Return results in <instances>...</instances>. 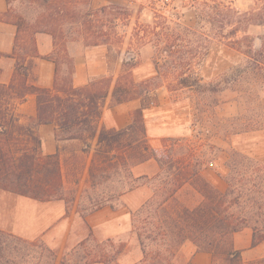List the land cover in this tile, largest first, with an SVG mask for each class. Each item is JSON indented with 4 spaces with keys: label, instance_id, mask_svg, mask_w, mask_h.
Here are the masks:
<instances>
[{
    "label": "trees",
    "instance_id": "16d2710c",
    "mask_svg": "<svg viewBox=\"0 0 264 264\" xmlns=\"http://www.w3.org/2000/svg\"><path fill=\"white\" fill-rule=\"evenodd\" d=\"M23 1L35 15H13L12 0H7V11L0 13V21L17 28L13 53H0V57L16 62L11 81L0 83V192L41 202L63 200L68 206L61 158L58 153L43 154L36 133L40 125H55L57 137L82 141L84 153L96 141L89 168L93 188L96 169L101 176L114 164L125 171L128 189L81 206L78 212L85 222L104 207L123 206L122 196L129 192L144 186L151 190L150 198L132 213L133 231L143 252L137 264H178V254L187 243H192L197 252L223 256L226 263L243 264L242 252L233 247L235 233L248 228L253 246L264 243V161L233 149L225 164L228 187L219 192L204 178L205 154L191 139L163 138L157 148L150 144L144 111L158 106L156 93L162 87L171 93L195 90L203 95L228 88L236 91L235 85L246 83L240 99L248 105L259 101L264 91V37H259L261 44L257 47L249 30L264 27V0H256L258 6L250 11L238 9L235 0H142L138 7V0H127L128 4L111 3L94 10L91 0ZM146 10L152 14L150 23L140 21ZM185 10L193 12L192 25L183 22ZM121 25L130 29V35L119 74L97 77L75 87V60L67 44L113 47L121 54L127 35L119 32ZM39 33L52 36V55L39 54L35 39ZM215 42L233 48L240 59L221 80L207 84L201 69ZM146 48L153 75L137 81L133 72L141 65V51ZM31 58L54 63L52 88L28 83ZM29 94L36 96L37 115L24 122L17 106ZM109 98L113 105L139 101L125 128L98 129ZM241 126L263 127L264 115ZM239 134L234 132L233 136ZM80 158L74 153L70 172L79 168ZM149 161L156 162L158 172L135 176L132 169ZM81 167L85 169L84 162ZM188 186L193 193L184 203L179 194ZM125 248L124 242L97 241L90 229L88 237L58 263L57 254L43 241L29 242L0 231V264H117ZM79 251L84 255L74 256Z\"/></svg>",
    "mask_w": 264,
    "mask_h": 264
},
{
    "label": "crops",
    "instance_id": "0c3cea01",
    "mask_svg": "<svg viewBox=\"0 0 264 264\" xmlns=\"http://www.w3.org/2000/svg\"><path fill=\"white\" fill-rule=\"evenodd\" d=\"M7 9V0H0V13H5ZM16 34L15 25L0 21L1 54L11 55L13 53ZM35 39L41 56L53 54L55 46L51 35L39 33L36 34ZM67 49L75 60L76 69L73 79L75 87L85 86L91 79L105 75L116 77L103 64L108 47H85L82 42H70L67 44ZM15 64V60L11 57H0V83L8 84L11 81ZM54 78L55 65L53 62L42 58L30 59L28 78L30 85L52 88ZM139 106V101L113 105L111 99H107L98 122V129L119 130L125 128L131 122L132 112ZM17 113L25 122L36 118V96L29 94L25 102L17 106ZM36 133L42 141L41 150L43 154H59L64 166V184L65 169L68 170L73 165L74 153L80 157L85 156L88 161L86 163L88 170L95 156L96 141L92 143L91 149L84 153L82 141L77 139L63 140L57 137L55 125H40L36 128ZM152 162L155 161L135 166L132 169L134 175L153 176L156 174L158 166L155 165L156 162ZM150 196L151 190L148 187L147 190L141 187L122 196V200L126 204L122 209L104 207L89 215L85 222L76 211H69L63 200L41 202L30 197L3 191L0 192V231L29 242L43 241L57 254L58 263H60L67 250L76 247L88 237L90 229L99 242L108 239L119 240L127 235L132 236L134 233L132 213L138 210ZM233 247L242 252V258L245 262L264 260V243L253 246L252 231L248 228L235 233ZM182 252L189 253L187 264H213V256L209 253L197 252L192 243L185 244L181 249ZM142 259L143 252L138 239L133 237L119 256L117 264H137Z\"/></svg>",
    "mask_w": 264,
    "mask_h": 264
},
{
    "label": "rangeland",
    "instance_id": "374dc122",
    "mask_svg": "<svg viewBox=\"0 0 264 264\" xmlns=\"http://www.w3.org/2000/svg\"><path fill=\"white\" fill-rule=\"evenodd\" d=\"M136 2L138 7L142 0ZM111 3L128 4L129 2L127 0H91V9L94 10ZM235 5L242 11H250L258 6L256 0H235ZM12 9L14 11L13 15L15 13H23L28 17L35 15V10L29 8L23 0H12ZM135 17L131 21V26L134 25ZM151 20L152 14L148 10L144 11L140 21L150 23ZM183 22L187 25L194 23L192 11H183ZM119 32L121 34L127 33L121 54L117 48L108 47V52L105 53L104 58L105 63H103L104 66H107L105 68L111 70L115 76L121 71L125 49L129 42L130 29L121 25ZM249 33L254 38L255 45L259 47L261 44L259 37H264V27H252ZM239 59V53L233 48L215 42L201 69L204 83L208 84L210 81L221 80L225 72H228L238 64ZM153 71L150 52L147 48L143 49L141 51V65L133 72L134 77L137 81H142L152 76ZM247 87L246 83H241L234 86L236 91L228 88L218 94L208 93L203 95L195 90L171 93L165 87L160 88L156 93L158 106L144 112L150 144L153 147H160L163 138L191 139L205 154L204 178L219 192H225L228 187L225 180L228 170L225 164L233 149L249 153L264 161V126H241V123L253 121L258 115H264V91L259 101H256L253 105H248L240 99L243 97ZM234 126L235 128H233ZM257 128L263 129L256 131ZM234 132H239L240 134L233 136ZM164 133L168 135H162ZM93 160L89 168L93 165ZM82 162L85 165L88 162L85 156H81L79 159L80 166L76 169L77 171L73 170L70 172L69 169H65L64 184L65 195L69 202L67 208L69 211H76L79 216L78 210L81 206H89L103 196L128 189L125 171L119 168L117 164H114V168L106 167L104 176H101L99 170L97 171L96 169V186L93 188L90 181L89 168L87 170V167H85L82 170ZM155 165L157 164L155 163ZM142 188L147 190V186ZM192 193V188L188 186L179 194V199L184 203H188ZM72 199H75V202H71ZM121 201L123 206H126L125 202ZM123 206L119 205L116 209H122ZM133 237L137 238L135 233L130 237L127 235L114 241L117 243L124 242L127 245ZM70 250L72 248L67 250L62 258ZM188 254V252L181 253L180 251L176 260L177 263L187 264ZM76 255L82 256L84 253L79 251L74 253V256ZM242 262L243 264H264V260L245 262L243 258ZM213 264L229 263L225 262L223 256L218 255L213 257Z\"/></svg>",
    "mask_w": 264,
    "mask_h": 264
}]
</instances>
